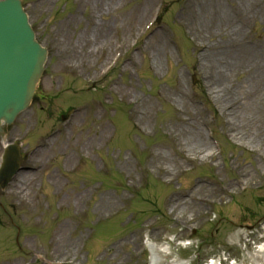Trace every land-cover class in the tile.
<instances>
[{"label": "rangeland", "instance_id": "obj_1", "mask_svg": "<svg viewBox=\"0 0 264 264\" xmlns=\"http://www.w3.org/2000/svg\"><path fill=\"white\" fill-rule=\"evenodd\" d=\"M22 1L49 56L31 106L0 135V144L22 142L25 169L38 168L22 171L11 186L12 193L19 191L36 175L29 201L10 210L25 224H17L19 254L17 231L0 225V264H144L152 256L159 264H208L211 258L264 264L258 249L264 244V96L256 87L259 79L264 82V0ZM187 4L195 14L187 12ZM159 8L160 24L147 29ZM222 9L229 13L225 23L218 20ZM203 16L205 28L198 25ZM60 24L63 31L55 33ZM225 25L237 26L240 34L228 36ZM120 42L121 52L111 53ZM74 44L103 48L71 72L65 63L74 62L62 63L61 52ZM237 51L243 55L238 64ZM253 52L261 67L250 60ZM116 53L121 55L112 74L96 78ZM224 66L233 72L219 70ZM240 78L252 90L246 98L256 103L243 115L244 127L232 128L229 138L223 125L224 118L234 123L228 94L240 93ZM78 85L74 95L64 91ZM204 94L215 114L206 108ZM86 96L121 102L115 134L114 120ZM70 103L84 112L60 121ZM95 110L100 114L94 116ZM130 119L139 123L137 130ZM193 120L204 135L212 128L225 155L211 142L201 153L188 145L180 128ZM41 144L46 148L36 154ZM211 146L213 155L205 157ZM8 192L0 196L4 206L13 203ZM98 196L110 200L102 216L94 209ZM199 196L206 200L199 202ZM191 229L199 233L189 245ZM148 235L152 251L143 244Z\"/></svg>", "mask_w": 264, "mask_h": 264}, {"label": "bare ground", "instance_id": "obj_2", "mask_svg": "<svg viewBox=\"0 0 264 264\" xmlns=\"http://www.w3.org/2000/svg\"><path fill=\"white\" fill-rule=\"evenodd\" d=\"M48 1H50V0H48ZM141 10H143V9H140L139 12ZM186 10L190 14H195L192 4H187ZM220 12L221 13H218V20H219L220 23H225L227 21V17L229 16V13H227L223 9ZM229 12H230V14H232L231 11H229ZM204 19L205 18L203 16L198 21V25L201 28H205L206 27V23H205ZM224 28L228 29V25H225ZM239 30L240 29L237 26H235L233 28V30L228 29L227 30L228 36H229V33H231V35H233V34L239 35L240 34ZM54 31H55V33H58V34L61 33L63 31L62 24L56 25L54 27ZM85 44H87V42L84 43V45ZM84 45L79 47L76 44H74L71 47H69V46L68 47H64L63 48V52H61L62 58L65 59V60H68L70 58H74V59L79 60L80 56H81L82 59H86V58L90 57L89 56L90 54L93 57L94 56L93 54L97 53L98 50L100 49V46H97L95 50L86 49L85 53L81 54L79 56L78 51H79V49L80 50L85 49ZM203 53L205 54V53H207V51H204ZM233 54H234V57H235L234 61H236L237 64H238V62H240L243 59L242 51H237L236 53H233ZM208 57L209 56L206 57V55H205V59L206 60L208 59ZM258 57H259V55L256 52H253L252 56L250 57V60L252 62H255L256 65L258 64L261 67L263 64H261L259 62ZM212 65H213V63H212ZM228 65H229V63H228ZM236 65H231V66H236ZM229 66H224L225 69L224 68H220L219 70H221L222 72H226L227 71V73H230L231 71L233 72V69H229ZM251 70H252V67H251ZM258 73H259V71L257 73L255 71L253 72L255 78H256V76L258 77ZM240 82H241V85L239 86L240 93L234 94L233 92H230V89H229L228 86L223 88V93L224 94H228L230 92L228 95L230 97H232V100H230V103H232L234 110H233V117L231 119L234 120L235 123H233V124L231 123V127L240 126V127L243 128L244 124L247 122L246 121L247 117L246 116L243 117V115L246 114L247 111L251 110L255 106L256 102H255V100L251 101V100H248L246 98L250 94V92H252V90H248L246 88L247 85L244 84V80H242L241 78H240ZM256 87L258 88L259 93L264 96V82H263V78L259 79L258 81H256ZM231 93H232L233 96L231 95ZM258 101H260V100H258ZM81 113L82 112L80 111L79 114H81ZM76 115L74 117H76ZM239 115H241L243 118L240 119ZM236 118H237V120H236ZM244 118H245V120H244ZM184 126L185 127H181L180 128V131H181V133L185 134L186 141L188 142V145L191 148H193V150L202 152L203 150H205L209 146V142L207 141L206 137L204 136L203 131L200 128V126H199V124H198V122L196 120L186 121V122H184ZM45 148L46 147H44V149ZM35 153L36 154L39 153L40 155L42 154V152L39 149H37L35 151ZM71 161H72V158H71ZM35 177H36V175H34V174L30 175V177H29L30 181L27 182V185H24V186L22 185L19 188V191H15V192L12 193L15 199H17L18 201H25V202H26V200L29 199V196H30V194L32 192L31 189H29V187L31 186V182L35 179ZM109 203H110L109 199L98 196V198H97V200H96V202L94 204V209H97L96 210V214H98V216H102V213H99L100 210H105L107 208V206L109 205ZM102 206H104V209L101 208ZM111 212H112V210H111ZM111 212H108V214H110ZM55 232L59 233V230H55ZM258 249H259L260 253L261 252L264 253V244H262ZM160 261H161V259L159 260V262ZM151 264H158V260L155 258V256H154L153 261L151 262ZM178 264H181V263H178ZM214 264H218V261H215Z\"/></svg>", "mask_w": 264, "mask_h": 264}, {"label": "water", "instance_id": "obj_3", "mask_svg": "<svg viewBox=\"0 0 264 264\" xmlns=\"http://www.w3.org/2000/svg\"><path fill=\"white\" fill-rule=\"evenodd\" d=\"M18 31H23L22 27L19 26V29L17 30ZM5 37H8L9 40H13L12 37L10 36H6L5 34H3ZM17 41H22V39H18ZM41 62H42V59L40 58L39 59V63H38V67L35 71V75L33 78H31V80L27 83L26 87H25V96L23 95H19L18 93L16 94H13V92L19 90L21 87L24 86V84L26 83V81L24 80H20V83L18 84L17 81V85L16 87H14L13 89H11L10 91L7 90V82H8V79L1 82V91H0V96L2 98H4L6 95V97L4 98L5 100L3 101L2 105H0V108H4L3 110V114L1 115L0 118H2L5 122H9L17 112H19L26 104L27 102L29 101L30 99V96H31V93H32V90H33V85L34 83L36 82L37 80V77L40 73V65H41ZM7 73V71H5ZM9 74V73H7ZM21 97V101H19V103H17V98L16 97ZM17 155H18V152H17V149L13 150L12 151V155H11V158H10V161H9V164L5 170V175H7L12 168L16 167L15 165H17Z\"/></svg>", "mask_w": 264, "mask_h": 264}]
</instances>
